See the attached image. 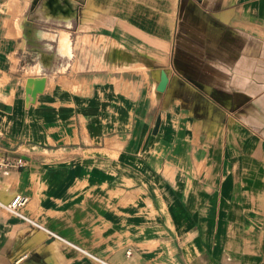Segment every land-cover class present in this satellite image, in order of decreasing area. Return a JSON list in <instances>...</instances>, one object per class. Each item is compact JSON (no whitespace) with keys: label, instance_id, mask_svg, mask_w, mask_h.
Masks as SVG:
<instances>
[{"label":"crops","instance_id":"crops-1","mask_svg":"<svg viewBox=\"0 0 264 264\" xmlns=\"http://www.w3.org/2000/svg\"><path fill=\"white\" fill-rule=\"evenodd\" d=\"M0 103V264H264V0H0Z\"/></svg>","mask_w":264,"mask_h":264},{"label":"water","instance_id":"water-1","mask_svg":"<svg viewBox=\"0 0 264 264\" xmlns=\"http://www.w3.org/2000/svg\"><path fill=\"white\" fill-rule=\"evenodd\" d=\"M47 79L45 76L39 78H30L26 83V105L34 103L37 96L42 94L45 90ZM169 79L165 72L161 73V80L158 86V91L164 92L167 89ZM0 109L4 111H11V108L0 103ZM161 124V117L157 119L156 126L154 129V134H157Z\"/></svg>","mask_w":264,"mask_h":264},{"label":"built area","instance_id":"built-area-1","mask_svg":"<svg viewBox=\"0 0 264 264\" xmlns=\"http://www.w3.org/2000/svg\"><path fill=\"white\" fill-rule=\"evenodd\" d=\"M13 162H11L9 159L0 158V176L7 173L11 168L13 167ZM18 168H23L25 166L24 161L22 159H19L16 164ZM28 202V198L23 197L21 195H17L13 197L11 202L7 205H2V207L9 212L12 215L18 216L26 221L31 222L30 219H28L26 216H24L21 212L23 206H25ZM48 232L51 236L53 235L51 232ZM128 254H130L128 252Z\"/></svg>","mask_w":264,"mask_h":264}]
</instances>
